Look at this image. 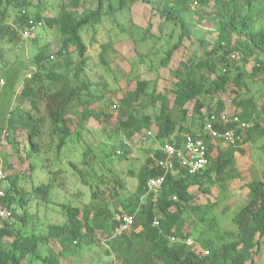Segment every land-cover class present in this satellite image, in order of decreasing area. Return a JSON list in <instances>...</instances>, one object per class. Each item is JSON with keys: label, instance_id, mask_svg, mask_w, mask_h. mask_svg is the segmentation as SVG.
<instances>
[{"label": "trees", "instance_id": "16d2710c", "mask_svg": "<svg viewBox=\"0 0 264 264\" xmlns=\"http://www.w3.org/2000/svg\"><path fill=\"white\" fill-rule=\"evenodd\" d=\"M35 1L0 0V37L17 39L21 32L30 27L31 22L36 31L44 23L47 28H56L58 32L57 42L53 46L44 45L35 56V70L29 74L31 80L24 82L19 91L15 86L20 70L10 68L6 79L0 78L4 80L0 95V120L4 124L2 131H5L4 128L8 130L9 144H14L15 133H20L22 137L17 143L20 148L11 156H16L17 167L26 166L24 170L14 167L9 163L11 156L6 158L4 164L6 194L0 205L7 208L11 216L8 220L0 221V264H31L35 261L41 264H69L75 257L83 260L85 255L99 251L103 244L107 245L105 254L113 255L119 264H256V258L264 246V169L261 179L246 184L248 202L234 218L239 231L236 240L227 244H211L208 255L201 257L186 243L194 232L181 215L199 194L209 195L208 190H202L205 182L226 183L241 179V173L236 168V152H242V146L264 137V103L259 105L253 96L245 97L249 91L247 80L252 81L255 75L261 77L259 90L264 95V0H60L57 13L51 16L43 15L45 11H50L43 7V0ZM139 4L149 9V14L144 17L147 26L136 24L131 19L129 23L117 21L116 26L120 30L118 41H130L137 49L139 44L147 43L149 39L159 40L163 29H169L164 57L159 62L161 67H170L174 58L185 49V41L192 43L194 33L206 32L213 36L214 42L209 48L205 38H199L198 43L204 50L202 57L198 60L188 58L185 63L179 61L173 73L177 82H172L169 91L156 93L154 90L148 106L141 105L139 100L141 96H149L146 92L149 82L138 81L135 91L128 96L109 104L102 100V107H84L80 111L81 119L72 116L69 107L80 92L73 81L84 72L88 61L83 31L102 23L105 17L131 13L132 7ZM10 8L19 12L17 21L20 32L7 24ZM31 8H35V12H30ZM154 19L159 22V34L153 33ZM176 32L178 36L172 42ZM112 47V42L102 46L99 58L105 67L110 64L108 54ZM74 54L78 56V61L75 74L70 78L71 56ZM247 65H251V72L246 70ZM170 91L173 100L169 98ZM227 93L235 110H243L242 114L227 113L224 104L214 111L210 108L202 111L205 104L199 99L200 96ZM46 97L54 122L62 125L58 127L63 134L60 146L67 141H77L81 135L79 129L86 121L94 119L103 124L110 120L114 115L110 112L111 107L117 108L119 104L118 127L115 130L123 131L129 142L136 135L142 136L156 126L157 142L174 143L180 147L183 136L192 135L204 139L209 153L216 149L218 156L214 160L210 157L207 168L194 176H189L176 165L178 172L165 175L162 192L153 202L152 196L147 194V182L164 175V171L155 163L164 159L165 155L161 149L163 145L146 150V165L138 174L135 192L126 196L123 180H108L112 181L113 186L102 193L108 200L100 201L101 194L94 191L92 208L81 211L79 207L66 206L63 212L66 222L63 225L52 224L45 235L37 231L34 216L27 212V206L32 203L37 207L51 204L53 182H33L38 164L32 159L42 152L37 139L44 120L21 110V107L29 104L39 111V105ZM13 103L15 107L12 109ZM157 103H160V110L155 113ZM191 110L195 117L192 116L187 126ZM176 112L179 113L178 118L175 117ZM212 115L219 118L214 123L215 129L220 132L234 129L241 135L242 141L232 145L212 140L204 132L205 124ZM223 116L228 120L238 116L250 127L242 129L233 122H220ZM122 148L124 146L102 150L101 163L107 166L109 162L126 159L128 150ZM89 153L90 149H87L84 157ZM93 161L89 164L91 177H97L99 187L104 184L107 174H97ZM71 166L80 173L83 183L88 184L85 181L88 173L85 175L75 165ZM131 175H134L133 171ZM28 183L30 185L26 186ZM197 186L200 188L192 194L190 189ZM173 197H177V200H173ZM19 209H24V212L20 213ZM196 209L192 211L197 212L199 221L204 222L206 217L200 211L202 208ZM125 215L135 216V225L131 231L118 234L121 221L116 217ZM99 235H106L107 239L102 241ZM5 238L13 240L8 245L3 243ZM52 240L58 242L60 249L57 252L52 248L46 249L49 253L44 255L43 247Z\"/></svg>", "mask_w": 264, "mask_h": 264}, {"label": "rangeland", "instance_id": "374dc122", "mask_svg": "<svg viewBox=\"0 0 264 264\" xmlns=\"http://www.w3.org/2000/svg\"><path fill=\"white\" fill-rule=\"evenodd\" d=\"M34 3H36L35 0ZM60 3V0H43V7H47L50 10L45 11L43 15L51 16L57 13ZM148 10L145 5H135L131 9V13H118L113 18L105 17L102 23L96 25L94 28L83 31L82 36L87 45L86 56L88 61L84 72L75 80L76 82L73 81L79 87L80 92L70 104L69 111L72 116L81 119L80 111L84 107L91 108L95 105L102 107L104 105L102 100L109 104L110 101H118L128 96L129 93L135 91L138 81L149 82L146 89L149 96H141V100H139L141 105L148 106L151 100L150 94L154 90L156 93L169 91L171 90L172 82H177L173 73L178 68L179 61L185 63L188 58L195 57L198 60L202 57L204 50L198 43L199 38L204 37L207 46L214 42L213 36L206 32L201 34L194 33L191 39L193 44L186 40L184 43L185 49L179 53V56L174 58L170 67H161L159 62L164 57L163 51L167 45L169 29H163L159 40L149 39L147 43L139 44L137 49L134 48L133 43H130V41L121 43L117 37V34L120 32L116 26L117 21L129 23L128 21L131 19L136 24L147 26L144 17L145 14H149ZM30 12H35V8H31ZM18 14L17 10L10 8L7 24L20 32V24L17 21ZM153 23V33L159 34L160 27L158 20L154 19ZM174 36L172 42L176 41L178 32ZM57 39L58 32L56 28H47L44 23L38 26L35 38L24 39L22 36H19L17 39L11 40L9 37H0V78L6 79V74L10 68H13L15 71L20 70L15 86L16 90L19 91L24 82H30L31 80L29 74L35 70V56L44 45L49 44L53 46L57 42ZM109 42L113 43V47L108 54L110 64L105 67L101 65L99 57L102 46ZM77 61L78 56L76 54L72 55L69 71L70 78L75 74ZM246 70L251 72V65H247ZM61 71L63 70L61 69ZM259 76L255 75L252 81L247 80L249 91L245 97L249 98L253 96L255 102L262 105L264 103V95L259 90V82L261 80ZM45 84H48V82ZM2 90L3 88L0 86V95ZM169 98L172 100L174 98L171 91ZM199 99L205 104V107L202 109L203 112L207 108L214 111L221 104L225 105L226 112L231 115L238 112L233 107L228 93L217 94L215 96L202 95ZM47 102V97L41 101L39 111L32 109L29 104L21 107V110L29 111L32 115L44 120L40 137L37 139L41 144L42 152L32 159L33 162L38 164V170L34 174L33 182L34 184L53 182L51 204L48 207H37L35 203H32L27 206V212L34 216L37 231L45 235L48 234L49 227L52 224L63 225L66 222V217L63 213L66 206L79 207L81 211L87 207L92 208L95 202L92 198L94 191L101 194L100 201L105 202V200H108L107 196L102 193L112 188L113 180L121 179L125 182L124 194L126 196L135 192L138 185V174L146 165L147 154L145 151L163 145V142L155 140L157 133L156 126L152 127L149 132H144L142 136L136 135L131 142L125 138L123 131L117 132L115 130L118 127L117 112L120 107L117 104V108L112 106L110 109V112L114 114L110 120L103 122V124L98 123L94 119L86 121L81 129H79L81 135L77 138V141H67L65 145L60 146L63 134L59 128L62 125H56L54 122ZM193 104L190 105L192 110ZM156 106L154 112L158 113L160 103H157ZM14 107L15 104L13 103L11 108L13 109ZM192 110L188 115L187 126L190 125L192 116L194 115ZM238 113L242 114L243 110ZM178 116L179 113L176 112L175 117L178 118ZM196 120L198 119L196 118ZM2 126H4L3 120H0V163L4 169L6 158L11 156L13 152L15 154L16 150L20 148L17 143L20 142L22 136L17 131L14 136V144H9L8 130L4 128L5 131H2ZM179 126L180 123L177 125V130ZM194 129L196 128H192V130ZM121 146H124L122 149L128 150V157L121 162H109L107 166H104L101 163L102 150H112L114 147L120 149ZM263 146L264 137L254 143H247L242 146L241 149L243 151H238L235 154L237 158L236 168L241 173V179L227 181L226 183L219 181H214V183L205 182L202 190H208L209 195L199 194V197L192 200L186 211L181 215L194 232L190 236L193 243L188 246L199 256H207L206 253L210 251L209 246L211 244H227L236 240L239 231L234 218L248 202L249 190L246 184L262 178L264 169ZM224 147L226 148V145ZM225 148L223 149L225 150ZM87 149H90V153L84 157L83 154ZM217 156L218 151L214 149L211 152V157L214 160ZM92 160H94L93 165L97 170V174H107L104 177V184L99 185V187H97V177H91L92 171L89 164L92 163ZM9 163L14 165V167L16 166L17 160L15 155L9 158ZM71 164L83 171L85 175L88 173L85 179V181L89 182L88 184L83 183L80 173L73 170ZM16 168L24 170L26 166H16ZM131 171L134 172V175H131ZM56 172L60 173L56 176L54 175ZM108 180L112 181L108 182ZM29 185L30 183L26 186ZM199 188V186L193 187L190 189V192L192 194L196 193ZM196 208H202L200 210L202 211L201 213H205L206 219L204 222L199 221L200 218L197 217L196 213L198 210ZM193 209H196L197 212L192 211ZM111 210L113 211V209ZM19 212H24V209H19ZM98 237L102 241L107 239L106 235H99ZM12 240L5 238L3 243L9 245ZM43 248L45 249L43 254L46 255L49 253L47 251L49 248L57 252L60 246L57 241L52 240ZM106 250L107 245L103 244L99 251L95 250L91 254L85 255L82 258L83 260L75 257L69 264H119V261L114 259L113 255L110 257L105 254ZM31 264H41V262L35 261ZM256 264H264V246L256 258Z\"/></svg>", "mask_w": 264, "mask_h": 264}, {"label": "built area", "instance_id": "2783aa9c", "mask_svg": "<svg viewBox=\"0 0 264 264\" xmlns=\"http://www.w3.org/2000/svg\"><path fill=\"white\" fill-rule=\"evenodd\" d=\"M196 1V0H195ZM36 27L33 23H30V27L21 32V36L24 39L35 38ZM4 85V80L0 79V86ZM215 115L210 117V120L205 124L204 132L210 136L212 140L224 142L226 144H236L242 141L241 135H238L236 130H225L220 132L215 129L214 123L218 121ZM225 124L233 122L239 124L242 129H248L250 125L238 116L233 120H228L224 116L221 117V121ZM162 152L165 155L164 159L158 160L155 165L164 171V175L158 178H151L147 182V194L151 195L153 202H156L160 196L163 185L165 182L166 174H176L178 171L176 165L183 169L189 176H194L207 168L210 163L211 153H209V148L204 139L194 137L192 135H184L180 147H177L174 143H165L161 147ZM6 173L0 163V202L5 198V188L4 182L6 180ZM173 200H177V197H173ZM11 213L7 208L0 205V221L10 219ZM117 219L121 221L118 229V234L122 232H129L135 225V216L125 215L123 217L118 216ZM187 245H191L193 242L189 238L187 240ZM195 244V243H194ZM208 255V252L206 253Z\"/></svg>", "mask_w": 264, "mask_h": 264}]
</instances>
